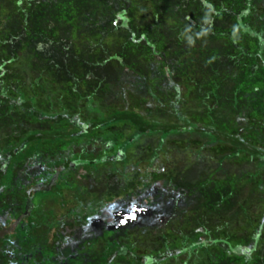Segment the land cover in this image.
Wrapping results in <instances>:
<instances>
[{
	"label": "rangeland",
	"instance_id": "1",
	"mask_svg": "<svg viewBox=\"0 0 264 264\" xmlns=\"http://www.w3.org/2000/svg\"><path fill=\"white\" fill-rule=\"evenodd\" d=\"M181 1L131 0V8L124 17L134 25L145 22L149 14L158 11L157 20L172 22L170 9L164 12V7L173 5L174 9H181L184 4ZM204 1L216 6L222 0ZM121 3L123 0H53L51 3L32 0L30 4L22 0H0V33L4 37H12L6 27L1 28L7 19L10 23L16 19L24 24L32 22L29 30H21L22 41L0 46V78L9 92L32 95L39 107L52 111L62 108L77 111L91 96L98 99L101 109L130 105L158 120H177L179 113L188 114L194 121H209L211 116L219 128L237 129L264 148V65L254 59L258 51L264 55V0H238L243 15L237 19L226 17L221 22L225 33L212 39L185 37L170 45L167 53L159 57V63L147 64L150 72L146 78L140 69L138 74L123 69L122 64L130 58L118 61L113 56L126 38ZM207 46L211 51L205 53ZM131 51L133 55L135 50ZM132 59L139 61L137 56ZM180 61L185 66H180ZM162 66L167 70L162 71ZM167 72L172 74L166 75ZM236 86L239 87L236 100H229ZM159 88L165 97L162 103L156 102L152 95ZM177 90L180 95L174 109L171 101L177 100ZM19 119L2 126L1 144L17 140L29 130L45 128L26 118ZM209 140L189 133L180 137L170 135L163 140L159 135L149 136L126 162L98 166L89 172L76 166L68 182L71 186L61 191L63 196L56 194L42 199L41 209L53 210L57 220H61V211L75 206L79 199H96L103 205L88 215L87 226L79 234H73L67 251L57 250L37 264H95L111 239L130 243L137 253L160 251L180 240L187 243L196 234L202 240L209 239V233L217 229L227 241L248 239L264 212V161L239 155L229 147H218ZM154 152H158L156 156ZM150 157L155 159L149 167ZM193 164L200 167L199 172L196 170L194 178L183 179L177 169ZM40 168L34 164L19 171L23 177L39 172ZM202 174L227 185L233 182L229 175L238 178L231 193L214 202L210 196H199L201 188L197 185L203 186L207 180ZM112 193L123 197L116 195L113 201H106L105 196ZM62 198L71 201L61 206ZM6 222L0 216V225ZM13 227L14 224L9 225V229ZM44 229L39 227L35 235L41 236ZM261 236L263 241L254 256L264 261V226ZM24 244L13 240L12 250L29 253V244ZM209 248L207 252L201 248L196 254L183 253L165 264H193L194 259L199 261L197 264H230L228 260L240 263L244 259L243 256L227 259L218 246ZM1 254L2 250L0 264H3L6 259ZM25 254L19 253L13 264H27L30 254ZM121 261L120 264H137L129 259Z\"/></svg>",
	"mask_w": 264,
	"mask_h": 264
},
{
	"label": "trees",
	"instance_id": "2",
	"mask_svg": "<svg viewBox=\"0 0 264 264\" xmlns=\"http://www.w3.org/2000/svg\"><path fill=\"white\" fill-rule=\"evenodd\" d=\"M22 1L30 4L32 0ZM52 1L46 0L49 3ZM183 1L181 9H174L173 5L164 7V12L170 9L172 22L157 20L158 11H155L156 15L149 14L145 22L139 21L132 25L127 17H124V14H128L132 2L123 0L120 14L125 22L126 38L122 48L113 53L118 61L119 58H130L128 62L122 64L123 69L136 74L140 69L146 78L148 71L150 72L147 64L150 61L159 63V57L167 53L170 45L179 43L185 37L200 39L210 37L212 39L215 36L217 38L219 34L225 33V30L221 29V22L226 17L237 19L243 15L238 0H222L223 6L222 1L216 6H211L204 0ZM248 6H245L246 10L249 9ZM13 21L15 23H10L8 19L2 22L1 28L6 27L12 37H4L0 33V46L9 44V41L11 43L22 41L21 30H29L32 24V22L21 23L18 19ZM207 49L204 50L205 53L211 51L209 46ZM131 50H135L133 55L130 53ZM135 56L139 61L132 59ZM254 56L258 64L264 65V55L261 51L255 53ZM179 65L185 66L183 61H180ZM161 68L162 71L167 70V67L162 66ZM167 74L170 75L172 72H167ZM169 83L172 85L171 81ZM238 89L239 87L236 86L232 90L229 100H236ZM152 95L156 102L162 103L165 100L160 88L153 91ZM176 95L177 100L171 101L174 109L178 105L179 90ZM262 99L264 103V90ZM211 109L208 108V110ZM20 117L32 123L43 124L45 128L29 130L17 140L5 144L0 143V216L7 220L6 225H0L1 257L6 259L3 264L17 262L16 258L19 253H26L25 256L30 254L27 264H37L43 259L50 258L57 250L67 251L70 248L73 234H79L78 232L87 226L88 215L102 207L103 203L96 202V199L82 201L79 199L75 206L61 211L63 219L57 220V214L53 210L41 209V200L56 194L63 196L61 191L66 186H71L68 182L76 166L89 172L98 166H107V164L115 166L119 162L128 161L132 151L139 148L146 137L159 135L163 140L170 135L180 137L189 133L206 137L210 139L209 142L215 143L218 147H229L239 155L246 154L261 162L264 161V148L242 136L237 129L228 131L219 128L212 121L211 116L209 121L207 119L194 121L188 114L179 113L177 120H158L148 117L138 107L130 105L107 110L101 109L98 107V99L91 96L84 100L80 107H77V111H70L68 108L45 110L38 106L32 95L25 97L19 91L17 95L11 94L9 87L0 78V129L6 122L14 124L20 120ZM209 142L206 141L207 145ZM157 153L154 152L153 155L156 156ZM154 159V157L149 158V167L154 163ZM34 164L41 167L40 171L22 177L19 169L23 166H34ZM199 169L197 164H193L179 168L177 171L181 177H184L183 179L185 177L187 179L194 178V174L197 175L196 170L199 172ZM219 170L223 171L222 168ZM203 174L201 177L207 180L203 186L197 185L198 189L201 188L199 196H204L203 198L210 196L214 202L223 198L227 193H231L237 181L235 178H238L229 175L228 178L230 181L233 179V182L227 185ZM256 181L259 184V179ZM144 185V183L141 184L139 190H142ZM116 195L113 193L106 195L105 199L108 202L113 201ZM117 196L123 197L122 194ZM70 201V199L62 198L60 204L64 206ZM10 224H14L12 229H9ZM41 226L45 227L40 233L41 236L35 235L34 232H37ZM263 226L264 212L261 221H258V225L254 227L248 239L238 242L227 241L222 231L218 233L216 228L217 231L209 233L211 234L209 239L202 240L200 234H196L190 242L184 243L180 240L160 251L146 253L135 252L130 243L126 241L111 239L104 245L95 264H120L123 263L122 259H129L130 263L137 264H165L171 258H176L183 253L196 254L201 252V248L207 252L210 246H218L222 249L227 259L232 256L244 257L240 263H232L228 260L230 264H264V261H259L254 256L255 250L263 241L261 236ZM13 240L23 242L25 246L29 244V253L16 248L12 250ZM20 260L21 258L18 262ZM198 262L194 259L193 264Z\"/></svg>",
	"mask_w": 264,
	"mask_h": 264
}]
</instances>
